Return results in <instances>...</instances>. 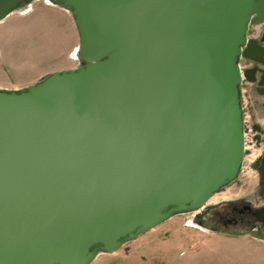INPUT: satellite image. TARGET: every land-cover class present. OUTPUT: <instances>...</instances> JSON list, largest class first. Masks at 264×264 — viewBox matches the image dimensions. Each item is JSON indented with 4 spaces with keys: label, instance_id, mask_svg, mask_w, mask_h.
<instances>
[{
    "label": "water",
    "instance_id": "water-1",
    "mask_svg": "<svg viewBox=\"0 0 264 264\" xmlns=\"http://www.w3.org/2000/svg\"><path fill=\"white\" fill-rule=\"evenodd\" d=\"M31 1L0 0V21ZM51 2L82 63L0 89V264H91L203 209L245 160L239 61L264 65V0Z\"/></svg>",
    "mask_w": 264,
    "mask_h": 264
},
{
    "label": "rangeland",
    "instance_id": "rangeland-1",
    "mask_svg": "<svg viewBox=\"0 0 264 264\" xmlns=\"http://www.w3.org/2000/svg\"><path fill=\"white\" fill-rule=\"evenodd\" d=\"M30 8L58 7L51 0L24 2L0 21V80L24 87L62 68L75 36L67 19L62 21L58 33L49 30L40 34L36 24L37 29L25 32L24 18ZM254 28L261 33L264 23ZM74 58L79 66L81 59ZM241 64L247 67L252 62L242 59ZM242 103L250 147L239 176L216 192L203 209L175 215L118 250L100 253L91 264H264V234L255 226H219L215 230L209 218L212 209L225 202L244 199L255 206L264 204L258 168L264 154V85L246 79L242 84Z\"/></svg>",
    "mask_w": 264,
    "mask_h": 264
},
{
    "label": "flooded vegetation",
    "instance_id": "flooded-vegetation-1",
    "mask_svg": "<svg viewBox=\"0 0 264 264\" xmlns=\"http://www.w3.org/2000/svg\"><path fill=\"white\" fill-rule=\"evenodd\" d=\"M259 25V24H258ZM253 26V28H252ZM257 25H251L248 35L251 38L257 40L262 46H264V29H261V33L258 32L254 27ZM246 62H252V64L245 67L255 68L256 75L261 77L264 74V65L262 63H257L253 60H250L244 56L241 57ZM82 63V61L80 62ZM263 197V195H262ZM264 198V197H263ZM263 205L255 206L251 201L248 200H239L236 202H225L216 207H214L210 213L211 226L216 230L219 226L228 227H238V228H247L255 226L256 230L264 234V222L257 220L256 213L259 209L263 208ZM198 219V218H197ZM204 219V218H203ZM199 222L204 223V220H198Z\"/></svg>",
    "mask_w": 264,
    "mask_h": 264
},
{
    "label": "crops",
    "instance_id": "crops-1",
    "mask_svg": "<svg viewBox=\"0 0 264 264\" xmlns=\"http://www.w3.org/2000/svg\"><path fill=\"white\" fill-rule=\"evenodd\" d=\"M53 5L58 8H30L28 10V12L30 11L29 14L25 16L24 18V31L28 32L30 30L33 31V29L39 28L38 31L40 34H47L49 30H53L56 33H58L59 28H61L62 21L64 19H67L68 21H70L74 29L73 31L75 33L74 42H73L72 48L64 55V60L62 64L60 65V67L62 68L57 69V70L75 68L78 65L76 64V61H75L76 59L74 57L76 56L78 57V49H79V42H80V36H79L77 25L74 21V18L71 17L69 10L62 8L61 6H58L54 3ZM35 24L38 25L37 28L34 26ZM45 75H47V73ZM45 75H42V76H45ZM9 83H11V87L8 86ZM4 84H7V85H4ZM28 85H26V87ZM26 87L22 85L21 86L13 85V82H6V81L0 80V89H3V90H22V89H25Z\"/></svg>",
    "mask_w": 264,
    "mask_h": 264
},
{
    "label": "built area",
    "instance_id": "built-area-1",
    "mask_svg": "<svg viewBox=\"0 0 264 264\" xmlns=\"http://www.w3.org/2000/svg\"><path fill=\"white\" fill-rule=\"evenodd\" d=\"M240 68H241V71H242V73H243V70H244V66L240 63ZM245 78H244V76H243V83L245 82ZM245 119V118H244ZM248 137H247V133H246V127H245V145H246V151H247V149H249V145H248ZM247 159V157H246V153H245V160ZM244 160V161H245ZM242 167H243V165H242ZM241 170H242V168H241Z\"/></svg>",
    "mask_w": 264,
    "mask_h": 264
},
{
    "label": "bare ground",
    "instance_id": "bare-ground-1",
    "mask_svg": "<svg viewBox=\"0 0 264 264\" xmlns=\"http://www.w3.org/2000/svg\"><path fill=\"white\" fill-rule=\"evenodd\" d=\"M25 11H26V10H25ZM25 11H24V12H25ZM208 202H209V201H208ZM208 202H207V203H208ZM207 203H206V205H207Z\"/></svg>",
    "mask_w": 264,
    "mask_h": 264
}]
</instances>
